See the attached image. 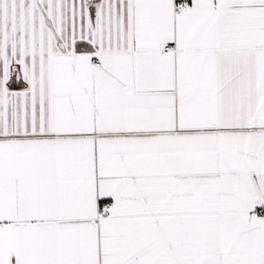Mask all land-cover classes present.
Returning a JSON list of instances; mask_svg holds the SVG:
<instances>
[{
    "label": "snow or ice",
    "instance_id": "snow-or-ice-1",
    "mask_svg": "<svg viewBox=\"0 0 264 264\" xmlns=\"http://www.w3.org/2000/svg\"><path fill=\"white\" fill-rule=\"evenodd\" d=\"M0 264H264V0H0Z\"/></svg>",
    "mask_w": 264,
    "mask_h": 264
}]
</instances>
